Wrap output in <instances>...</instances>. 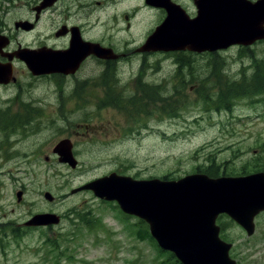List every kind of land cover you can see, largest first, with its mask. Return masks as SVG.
Segmentation results:
<instances>
[{
	"label": "rangeland",
	"instance_id": "1",
	"mask_svg": "<svg viewBox=\"0 0 264 264\" xmlns=\"http://www.w3.org/2000/svg\"><path fill=\"white\" fill-rule=\"evenodd\" d=\"M103 29L107 30L106 22ZM200 54L205 55L198 57L192 71L187 65L180 68L174 55L159 58L157 71L147 67L146 81L160 84L164 78L180 80L184 76L185 82L167 83L152 91L155 101L147 104L152 109L140 116L114 108L98 109L101 100L90 95L99 86L95 83L59 84L63 88L43 84L42 92L63 94L65 103L76 95L75 103L80 105L67 108L65 104L68 113L75 112L70 115L72 121L55 113L58 120L48 129L45 126L54 112L40 115L41 130L33 141L53 133L56 140L57 136L71 135L78 165L72 169L56 161L52 175L43 174L47 164L41 162L35 164L36 173L17 174L20 179L14 186L8 185L10 179H4L6 198L0 201V221H20L28 212L29 206L15 198L22 184L25 198L38 204L32 205L34 211L53 207L63 218L50 231L32 230L21 240L7 234L9 238L0 246V264H172L165 254L158 253L153 239L139 236L145 228L137 218L125 215L115 202L99 199L89 190L72 189L117 169L135 178H177L212 162L219 171L231 173L264 168V95L235 99L231 112L203 101L213 98L216 90L217 81L207 74L211 62H218L221 69L219 81L240 82L251 73V55L264 58V43L248 48L231 46L216 57L214 53ZM154 58L148 60L156 62ZM100 125L103 130H97ZM42 191L55 197L52 206L41 196ZM227 219L225 232L233 243L231 257L238 264H264V212L255 218V232L249 237ZM43 231L55 246L40 238Z\"/></svg>",
	"mask_w": 264,
	"mask_h": 264
},
{
	"label": "flooded vegetation",
	"instance_id": "2",
	"mask_svg": "<svg viewBox=\"0 0 264 264\" xmlns=\"http://www.w3.org/2000/svg\"><path fill=\"white\" fill-rule=\"evenodd\" d=\"M168 12L194 18L198 5L195 0H0V201L6 198L5 178L14 186L20 179L17 174H34L35 164L41 162L47 164L43 174L54 175L57 144L65 139L75 146L71 135L57 136L56 140L55 133L37 140L39 145L33 141L41 130L40 115L54 112L45 126L48 129L58 120L55 113L72 121L70 115L75 112L68 113L65 104L67 108L80 105L75 103L76 95L66 97L65 103L63 94L42 92L43 84L63 88L59 84L95 83L99 86L90 95L101 100L98 109L114 108L140 116L152 109L147 105L152 103V91L185 80L183 76L180 80L164 78L160 84L146 81L147 67L157 71L159 58L171 53L141 50ZM179 52L192 61L196 60L192 56L198 55L188 50L175 53ZM29 54L34 69L27 64ZM152 56L156 62L148 60ZM103 129V125L97 128ZM115 172L125 173L120 169ZM22 187L16 190L15 198L29 206L28 212L20 221H0V227L13 225L27 234L53 229L55 225L29 223L35 214L55 211L53 207L34 211L32 205L38 204L25 198ZM45 192L49 191L41 192L44 199ZM54 199L46 200L52 206Z\"/></svg>",
	"mask_w": 264,
	"mask_h": 264
},
{
	"label": "water",
	"instance_id": "3",
	"mask_svg": "<svg viewBox=\"0 0 264 264\" xmlns=\"http://www.w3.org/2000/svg\"><path fill=\"white\" fill-rule=\"evenodd\" d=\"M198 15L168 13L142 50H216L264 39V0H195ZM180 15V16H179ZM178 16V17H177ZM27 64L31 69L32 55ZM75 167L69 145L61 153ZM89 189L115 200L120 209L144 220L159 247L181 264H236L231 243L219 237L218 214L225 213L253 233L254 216L264 210V172L235 177L192 173L176 180L134 179L111 173L73 189ZM47 198H51L45 193ZM56 215H35V225L57 223Z\"/></svg>",
	"mask_w": 264,
	"mask_h": 264
},
{
	"label": "trees",
	"instance_id": "4",
	"mask_svg": "<svg viewBox=\"0 0 264 264\" xmlns=\"http://www.w3.org/2000/svg\"><path fill=\"white\" fill-rule=\"evenodd\" d=\"M178 57V56H177ZM179 65L185 64L187 66H190V70L194 68L193 64L191 61L186 60L185 58H180L178 57L177 59ZM250 65L252 66L251 73L249 74V77L246 79H243L241 81L243 82H235V81H219V73L221 72V69L218 68V62L214 63L211 62L209 67L207 68V74L213 76V81L216 82L215 86V93L213 98L207 97L206 99H203L205 103L212 102L215 108H220L222 110L231 112L232 106L234 105L235 99L237 98H242V97H250L252 94L255 95H264V58H259L254 57L251 55V60H250ZM216 71V72H215ZM178 73V70H177ZM205 74V75H207ZM243 75V74H242ZM243 77H245L243 75ZM218 79V80H217ZM154 99L152 97L150 98V102L154 103ZM151 111V110H150ZM149 111V112H150ZM147 113V112H145ZM264 170V168H261ZM196 171L206 173L209 176H218L219 173H223L225 175H234V174H241V173H247L245 171L241 173H231V172H226V171H219L218 166L215 165V163H210L209 165L205 167H199L197 166L195 168ZM259 170V169H256ZM255 171V170H254ZM164 178H173L170 177L169 175H164ZM75 215H78L76 212ZM140 225H142L145 229L141 233H139L140 237L147 236L148 238L152 239V237L149 235L148 229H147V224L139 220L137 221ZM228 225V222H225L223 220V223L221 224L222 230H224L225 226ZM8 232V233H7ZM0 233L4 234L6 236V239H8L7 234H10L14 237L16 240H21L24 236L25 233L20 231L16 226L13 225H7V226H1L0 227ZM0 237V246L3 247L4 245V238ZM222 237L231 241V239L225 235V233L222 234ZM50 240V238H46V241ZM49 245L55 246L54 241L50 240L47 241ZM157 251L161 255H166V258L172 260V264H180V262L174 257V255L168 251L161 250L157 248Z\"/></svg>",
	"mask_w": 264,
	"mask_h": 264
}]
</instances>
